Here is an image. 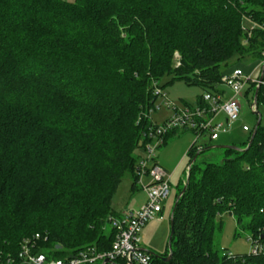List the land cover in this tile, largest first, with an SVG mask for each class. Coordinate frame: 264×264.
Masks as SVG:
<instances>
[{"label": "trees", "instance_id": "16d2710c", "mask_svg": "<svg viewBox=\"0 0 264 264\" xmlns=\"http://www.w3.org/2000/svg\"><path fill=\"white\" fill-rule=\"evenodd\" d=\"M244 17L264 26V0H0V264H16L7 256L36 233L48 257L111 249L109 218L122 214L113 196L125 175L136 189L139 150L158 124L153 83L163 90L168 75L212 92L234 57L264 63V29L249 35ZM250 136L217 163L192 142L172 256L146 250L152 264H264V253L213 247L223 213L247 219L264 245V127L246 148Z\"/></svg>", "mask_w": 264, "mask_h": 264}, {"label": "built area", "instance_id": "2783aa9c", "mask_svg": "<svg viewBox=\"0 0 264 264\" xmlns=\"http://www.w3.org/2000/svg\"><path fill=\"white\" fill-rule=\"evenodd\" d=\"M248 26L243 28L250 35L252 30L264 29L249 17H244ZM176 65L179 56L175 53ZM248 83H258L256 78L247 75L240 67L234 66L221 76L219 88L216 91H205L202 95L203 104L192 106L183 105L182 108L171 106L172 114L163 122L153 125L147 132L148 142L136 167L137 185L146 195V201L137 210H126L119 217H110L109 224L115 230V237L111 249L97 252L89 247L73 255L61 258L48 257L38 251L39 233L23 238L20 250L15 258L8 255V263L16 264H104L105 260L116 264H152L151 255L141 246L140 233L145 224L155 218L161 219L162 202L169 195V174L155 162L156 151L163 145L164 136L173 130L192 131L196 139L207 135L210 140L218 138L220 132H225L230 125L237 121L241 113V99ZM153 94L165 98L163 90L153 83ZM157 100V99H156ZM155 108L154 106L152 109ZM150 109L149 113H151ZM255 110V105H250ZM222 117L220 120L219 118ZM145 179L147 181H145ZM250 243L249 254L264 253V245L258 239L248 236ZM60 249V247H57ZM17 261V262H15Z\"/></svg>", "mask_w": 264, "mask_h": 264}, {"label": "rangeland", "instance_id": "374dc122", "mask_svg": "<svg viewBox=\"0 0 264 264\" xmlns=\"http://www.w3.org/2000/svg\"><path fill=\"white\" fill-rule=\"evenodd\" d=\"M67 2H74L75 0H64ZM243 25L248 26L247 22L244 20ZM255 61L254 58H245L238 60L236 57L232 59L230 64L236 63L240 68L246 69ZM261 76V68L251 76L252 78H259ZM171 76H164L160 80V86L163 87V92L165 98L159 97L154 103V107L150 113L153 120L161 123L164 119L172 114V107L168 108L165 102H170L171 106L176 108H182L184 103L194 104L196 100L202 96L205 92L204 89L196 85L187 84L184 80H173L171 81ZM245 91V90H244ZM255 91H248L247 94L243 95L241 99V113L237 121L230 125V128L225 132H220L218 139L209 142L207 135H202L200 138L196 139V135L192 131H182L180 130L176 135L169 136L163 150L168 153V158H173L174 152L177 150L185 151L187 147L192 143L196 144H210L213 145H233L241 146L246 142L253 131L257 120L259 119V125L264 127V88L261 90L259 100L256 103V109L251 110L250 105L253 104ZM255 111L258 114H255ZM222 118V117H220ZM187 144V145H186ZM209 146V145H208ZM140 156L145 155L144 150H139ZM224 152L222 149L211 148L206 149L201 154L199 160L206 162H220L224 158ZM184 157V156H183ZM179 170L174 174L169 188V197L162 202L164 206V215L162 219L155 218L150 220L141 230L140 246L145 250L156 254H164L169 251L168 239L170 235V214L172 211L173 203L175 200V195L177 192V181L182 179L184 172V167L187 166L189 158L186 156L183 159ZM187 172H185L186 179ZM145 181H147L145 179ZM183 182V180L181 181ZM180 182V184H181ZM183 184V183H182ZM131 179L129 175H125L113 196L112 206L115 210L127 209L135 210L141 204L146 201L145 193L140 189L139 184L136 189H131ZM181 186V185H180ZM220 222V226L219 223ZM216 226L214 237H213V247L220 252H226L228 254H248L250 250V243L247 240L248 236L251 235L250 231L247 229V219H243L241 224H237L235 218L228 213H223L216 217ZM110 229V225L107 224L106 230ZM104 264H107L106 262Z\"/></svg>", "mask_w": 264, "mask_h": 264}, {"label": "crops", "instance_id": "0c3cea01", "mask_svg": "<svg viewBox=\"0 0 264 264\" xmlns=\"http://www.w3.org/2000/svg\"><path fill=\"white\" fill-rule=\"evenodd\" d=\"M263 55H264V52L262 53ZM263 59H255V61L253 62V64H251L249 67H247L246 69H243V68H241L242 70H243V72L245 73V74H247V75H253L256 71H257V69H259V68H261V73H262V66H263ZM234 66H237V67H239L238 66V64H232V65H230L229 67H228V69L226 70V71H230ZM257 80H258V83H257V86H256V88H259V85L260 84H263L264 85V71H263V79H262V81L261 82H259V78H257ZM249 84H251V83H248L247 85H246V87H245V89L249 86ZM219 88H223V86L222 85H219L218 86V89ZM255 88V89H256ZM244 89V90H245ZM243 95H244V93H243ZM254 105V104H253ZM152 118V117H151ZM220 120L222 119V118H219ZM152 120H153V118H152ZM155 122H157L156 120H154ZM162 122V121H161ZM157 123H159V122H157ZM209 139V138H208ZM218 139V138H217ZM217 139H215V140H217ZM215 140H210L209 139V142H211V141H215ZM192 144V143H191ZM190 144V145H191ZM209 144V143H208ZM187 145V144H186ZM190 145L187 147V150H188V148L190 147ZM209 146H210V144H209ZM163 148H164V146H161V147H159L158 149H157V151H156V155H155V162L160 166V167H162L163 169H165L167 172H168V174H169V184L171 183V181H172V179H173V176H174V174L179 170V168H180V166H181V164H182V157L184 156L185 158H186V156L184 155V152H183V150H177V151H173V149H171V151L172 152H174V154H173V158H171V159H169L168 158V150H167V147L163 150ZM165 150H167V152L165 151ZM187 150L185 151V153L187 152ZM142 157V156H141ZM184 157H183V159H184ZM187 169H188V164H187V166H185L184 167V172H182L183 173V177H181L182 179H178V181H177V185H176V187L178 186V184L182 181V180H184L185 179V177H184V175H185V172H187ZM171 185V184H170ZM168 197H169V195H168ZM167 197V198H168ZM166 198V199H167ZM165 199V200H166ZM137 209V208H136ZM126 210H130L129 208H127V209H119V210H116L118 213H123L124 211H126ZM161 215H162V218H163V215H164V206H163V209H162V212H161ZM161 218V219H162ZM144 249V248H143ZM145 250V249H144Z\"/></svg>", "mask_w": 264, "mask_h": 264}, {"label": "water", "instance_id": "95a60500", "mask_svg": "<svg viewBox=\"0 0 264 264\" xmlns=\"http://www.w3.org/2000/svg\"><path fill=\"white\" fill-rule=\"evenodd\" d=\"M263 71H264V63H263V66H262V73H261V76L259 77V82H261L262 81V79H263ZM257 92H258V88H256L255 89V93H254V100H253V104L255 105V108H256V103H257ZM255 114H258V112H256L255 111ZM259 122H260V120L258 119L257 120V122H256V124H255V127H254V129H253V131H252V133H251V136H250V139H249V143H248V145L246 146V148H248L249 147V145H250V143L252 142V140H253V138H254V136H255V134H256V130H257V127H258V125H259ZM211 148H217V149H233V150H238V151H242L243 149H241V148H239V147H237V146H233V145H213V146H208V147H206L205 149H211ZM245 148V149H246ZM197 156V155H196ZM196 156L195 157H193V159H192V162L196 159ZM188 173H189V166H188V169H187V175H186V181H185V183H184V186H183V188H182V190H181V192H180V194L177 196V198H176V200H175V202H174V205H173V208H172V211H171V214H170V219H169V224H170V235H169V239H168V248H169V253H168V255L166 256V257H163V260L164 261H169L170 260V258H171V244H170V242H171V239H172V236H173V212H174V209H175V207H176V205H177V202H178V200H179V197H180V195L184 192V190L186 189V186H187V180H188ZM105 262L107 263V264H116V263H114V262H111V261H107V260H105Z\"/></svg>", "mask_w": 264, "mask_h": 264}]
</instances>
